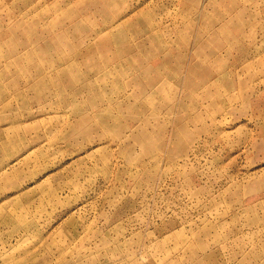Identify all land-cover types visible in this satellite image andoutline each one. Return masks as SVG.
I'll list each match as a JSON object with an SVG mask.
<instances>
[{
	"label": "rangeland",
	"instance_id": "rangeland-1",
	"mask_svg": "<svg viewBox=\"0 0 264 264\" xmlns=\"http://www.w3.org/2000/svg\"><path fill=\"white\" fill-rule=\"evenodd\" d=\"M0 264H264V0H0Z\"/></svg>",
	"mask_w": 264,
	"mask_h": 264
}]
</instances>
